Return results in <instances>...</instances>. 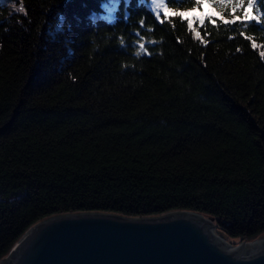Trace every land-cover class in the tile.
Here are the masks:
<instances>
[{"label":"trees","instance_id":"trees-1","mask_svg":"<svg viewBox=\"0 0 264 264\" xmlns=\"http://www.w3.org/2000/svg\"><path fill=\"white\" fill-rule=\"evenodd\" d=\"M107 3L0 0V256L57 212L263 232L264 28L219 0Z\"/></svg>","mask_w":264,"mask_h":264},{"label":"water","instance_id":"water-1","mask_svg":"<svg viewBox=\"0 0 264 264\" xmlns=\"http://www.w3.org/2000/svg\"><path fill=\"white\" fill-rule=\"evenodd\" d=\"M213 217L189 209L57 212L30 224L0 264H264V231L233 244L241 237H228Z\"/></svg>","mask_w":264,"mask_h":264},{"label":"snow or ice","instance_id":"snow-or-ice-1","mask_svg":"<svg viewBox=\"0 0 264 264\" xmlns=\"http://www.w3.org/2000/svg\"><path fill=\"white\" fill-rule=\"evenodd\" d=\"M150 4L152 6V11L157 15V18H159V13L161 11L165 13L169 11L166 0H150ZM219 4L221 7L230 4L233 12L239 9L242 13L246 27H250L254 23L257 26L264 28V0H246V8L251 9L252 11L245 10V0H219ZM104 9L108 17L111 18L116 10V0H111L110 3L105 4ZM141 26L143 27V24ZM139 49L140 52L137 54L145 53V44L141 43ZM261 55L264 56V53H261Z\"/></svg>","mask_w":264,"mask_h":264},{"label":"rangeland","instance_id":"rangeland-1","mask_svg":"<svg viewBox=\"0 0 264 264\" xmlns=\"http://www.w3.org/2000/svg\"><path fill=\"white\" fill-rule=\"evenodd\" d=\"M111 2V0H110ZM108 4V3H107ZM120 4H121V0H116V9L120 7ZM105 5V4H104ZM150 8L152 9V6H150ZM199 10L200 9H196V8H184V9H178V10H172V9H169V11L167 13L163 12L164 14L168 15L170 13H173V12H180L182 15L184 16H187V17H190V20H193V18H197L199 16ZM102 13V12H101ZM207 14H212V10L211 9H207L206 11ZM161 17V15L159 14V18ZM241 241H236L234 242L235 244H238L240 243Z\"/></svg>","mask_w":264,"mask_h":264},{"label":"bare ground","instance_id":"bare-ground-1","mask_svg":"<svg viewBox=\"0 0 264 264\" xmlns=\"http://www.w3.org/2000/svg\"><path fill=\"white\" fill-rule=\"evenodd\" d=\"M233 244H235V243H233Z\"/></svg>","mask_w":264,"mask_h":264}]
</instances>
